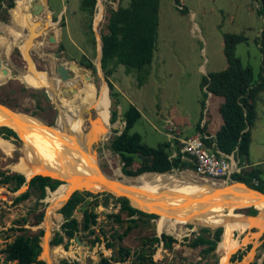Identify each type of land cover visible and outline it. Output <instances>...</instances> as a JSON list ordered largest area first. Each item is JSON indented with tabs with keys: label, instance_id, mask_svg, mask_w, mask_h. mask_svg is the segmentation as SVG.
<instances>
[{
	"label": "rangeland",
	"instance_id": "374dc122",
	"mask_svg": "<svg viewBox=\"0 0 264 264\" xmlns=\"http://www.w3.org/2000/svg\"><path fill=\"white\" fill-rule=\"evenodd\" d=\"M8 1L6 0L4 5H7ZM12 1L14 6L12 11V7L8 9L7 13L4 7H2V10L0 9L1 25L7 26L11 17L14 23L18 20L17 2L16 0ZM34 1L36 0H29L28 6L32 5ZM126 2L127 0H96L95 11L91 20L92 33L89 31L87 18L80 7V0H46L53 14L51 15V12L45 10L36 18L43 19L46 16L47 23L36 22L35 17L29 14L27 10L15 29L10 30L7 28L4 32L0 28V37L2 39L7 37L6 41L11 45L10 51L7 53H3L0 47V53L5 54L7 58L11 54L17 57L20 48L24 52L29 73H34L35 76L38 74L41 79H45L46 75L47 80H49L48 75L57 77L55 66L58 63H64L67 66L71 64L70 67L74 68L79 74L85 73L87 75V85L97 86V96L99 95L100 86L104 83L107 98L106 111L110 112L109 123L107 121L109 129L108 131L105 129L100 134L101 137L104 136L103 139L93 138L91 145L96 152L100 169L114 175L122 174L121 162L118 155L111 152L108 145L113 135L123 128L124 121L121 113L129 103L133 104L140 112V118L134 123L132 130L138 132L142 137V141L148 146L155 147L157 144L166 141L165 133L168 120L172 121V125L178 126L181 135L186 136L194 132L195 124L202 117L203 120L207 121L206 129L210 133H215L221 123L218 106L222 102V98L208 94L204 97V105L201 107L202 91L200 90V82L203 76L210 72L222 70L226 66L223 54V35L225 33H242L247 37L246 42H241L236 46L235 55L244 65L251 66L255 79L262 64V53L254 41L264 29V17L258 13L259 0H180V5H176L174 0H160L155 50L150 64L142 68L143 74L146 72L147 74L142 84L139 85L135 69L126 72L122 64L115 65L110 76V80L120 95L119 103L115 104L113 98L110 97L104 72L98 64L99 46L101 44V34L106 32L108 11L117 8L118 5H125ZM181 7H184L185 11H180ZM50 15L53 16L54 21H57L56 23L50 24L48 22ZM61 21H63V24H61ZM22 24L24 27H22ZM27 28L29 33L26 32ZM24 34L27 35V42L20 46L19 40L23 39ZM49 35H54L56 41L50 42L48 40ZM30 49L32 50L29 51ZM57 51L60 53L58 57H55L54 52ZM28 54H30V57ZM82 56L91 61L94 70L77 64L81 62ZM7 78L0 75V102L2 104L30 117H39L48 126L55 125L60 112L58 101L44 98L42 91L45 90L40 81L34 84L26 83L17 73L13 77ZM79 78L72 80L76 82V88L78 87ZM75 89H72V92ZM72 92L63 94V97L71 96ZM58 96H60V92H58ZM255 103L256 119L249 146L248 160L249 163L253 162L262 169V177L264 178V90L258 93ZM114 109L118 110L119 115L111 123V111ZM88 114L91 122L103 127L104 121L100 118L96 107L90 109ZM8 140L17 148L21 144L19 135L17 138L11 136ZM17 155L11 157L0 151V170L20 173L11 169V165L19 159ZM170 173L188 175L192 179L204 178L190 169H174ZM63 183L65 182L63 181ZM26 189L27 184L22 185L16 192H11L5 186H0V249L18 234L32 235L38 233V230L41 229L40 243H43L44 237L49 236L47 240L48 247L58 246L62 249V254L57 256L55 260V255L50 251L51 259L55 261V264H59L63 258L77 260L80 264H98L101 255L106 257L113 255L118 258L117 250L120 245L130 249L132 254L139 246L138 237L160 235L162 233L157 229L159 216L152 219L148 224L139 223V226L129 232L121 243H116L117 247L114 252L113 249L106 248L104 242L91 245L89 240L92 236L85 234L80 239L83 245H78L73 240L68 249L65 250L62 245L50 244V239L54 232L59 230V226L63 221L62 215L58 212L59 207L52 212L53 214H50L49 231L44 225L49 209L47 197L51 196L52 191L47 190V194L41 200L43 205L39 204L37 208L34 193L28 199L14 204L13 198ZM97 193L100 192L97 191L92 194ZM249 205L243 204L238 207ZM84 206L83 203L78 205L73 213L79 222L82 219ZM117 206L112 201H108L106 204L99 202V205L94 209L98 215L97 221L99 224L104 225L105 231L109 232L111 227H115L119 231L123 229L112 220L106 219V214L118 211ZM232 212L246 214V209ZM39 213H42L41 221L35 223V216ZM211 220L212 217H208L206 220L204 218L203 222L200 223L201 225L186 222L182 233L178 236L174 235L168 228L164 230L163 233L175 237L180 243L173 244L171 249L163 248L161 243L157 245L152 255L153 260L156 261L155 264H191L200 259V248L187 247L188 240L182 242V239L183 237L191 239L194 232H197L201 227L214 229L221 226H209ZM20 228L24 230H20ZM254 228L233 232L232 236L241 244L233 253L237 250H243L245 254L241 260L231 261L230 257L233 254L231 253L227 259V264H250L252 261H257L258 264L263 263L264 248L260 247L262 242L260 238L263 237L264 233L262 232L257 237L253 236L252 232L256 231V228L253 230ZM86 244L90 246L87 247ZM248 244H250V247L246 249ZM215 254L218 262L220 255L217 250ZM3 261L4 254L0 253V264H3ZM213 261L214 259L205 258L201 260L200 264ZM51 263L54 264V262ZM110 264H120V262L111 261ZM121 264H134L133 257L130 255ZM147 264L149 263L147 262Z\"/></svg>",
	"mask_w": 264,
	"mask_h": 264
},
{
	"label": "trees",
	"instance_id": "16d2710c",
	"mask_svg": "<svg viewBox=\"0 0 264 264\" xmlns=\"http://www.w3.org/2000/svg\"><path fill=\"white\" fill-rule=\"evenodd\" d=\"M176 5H180V0H174ZM96 0H80V7L87 18V26L90 33L91 20L95 11ZM160 0H127L125 5H118L115 9L108 11L106 21V32L101 34V58L100 67L107 80L110 97L113 102L118 104L120 95L116 91L110 76L114 66L122 64L126 72L131 69L137 71V83L142 84L145 75L142 68L150 64L155 50L158 15ZM8 8L13 10V1L9 0ZM185 11L184 7L179 9ZM258 13L264 17V0H259ZM63 24V21H61ZM247 37L242 33H225L223 35V54L226 66L222 70L210 72L203 76L200 82L202 98L200 105H204V97L208 93L223 98L218 107L221 117V125L215 132L214 137L204 138L203 141L210 145L215 142L216 147L223 153L229 154L237 148L238 154L247 160L251 139V127L255 119V100L258 92L264 90V29L254 40L262 53V64L257 78H254L253 70L250 65H244L235 55L236 46L241 42H246ZM82 64L92 67L93 64L84 56L81 58ZM0 75L2 73L0 72ZM76 88V82L67 83L63 89V94H69ZM44 98L48 99L45 91H42ZM118 110L111 111L110 122H114L118 117ZM121 117L124 121L123 128L113 135L110 139L108 148L117 154L121 162V173L126 176H137L144 172H166L173 169H181L186 165L180 156L169 158L170 143L167 141L157 144L155 147L148 146L142 141L141 135L132 130L134 123L140 118L139 110L131 103L122 111ZM197 129L204 131V125L197 124ZM17 133L6 126H0V136L9 139L11 136L17 138ZM207 135V134H206ZM178 144V141H176ZM179 151V147L176 148ZM255 177L258 183H252ZM232 179L245 183L247 186L264 192V178L260 167H250L241 173L233 174ZM63 181L51 178L49 175L36 174L28 181L23 174L17 172H5L0 170V186H5L7 190L16 192L22 185L27 184V189L13 198V203L17 204L28 199L32 193L36 196L35 205H43L41 201L47 194V190L54 191ZM99 192V191H98ZM108 192L92 194L89 191H73L66 199L64 204L58 209L63 221L59 230L54 232L50 239L51 245H62L64 249L73 241L76 235L82 239L83 234L92 236L89 240L91 245L104 242L106 248L113 249L116 239L120 242L127 234L139 226V223L148 224L158 216L154 213H147L129 204V200L124 197H117L114 201L118 205V211L106 214L107 220H112L119 226L124 227L119 231L111 227L110 231H105L104 225L97 221V213L94 210L101 203H108ZM84 204L82 219L79 222L73 215L78 205ZM257 210L253 207L246 209L249 215H255ZM156 213V214H155ZM159 215V214H158ZM42 213L35 216V223L41 221ZM20 230H24L20 228ZM223 231L221 226L215 229L201 227L191 239L183 237L187 241L186 246L190 248L200 247V259L191 264H200L202 259L211 258L213 262L204 264H216V254L211 252L216 248L220 241ZM39 229L36 234H18L11 241L5 243L0 249L4 254L3 264H46L41 259ZM264 233V232H263ZM139 246L131 254L130 249L120 246L117 250L118 258L113 255L106 257L101 255L98 264H110L111 261L123 262L125 258L133 257L134 264H155L153 253L156 245L163 242L164 248L171 249L174 243H180L178 239L171 235L161 233L159 236L138 237ZM55 247V248H54ZM52 247L51 251L62 250L58 246ZM250 244L246 246V249ZM261 248H264V234L262 237ZM54 248V249H53ZM245 254L243 250H237L230 257L231 261L241 260ZM264 264V259L262 261ZM55 264V262H54ZM59 264H80L77 260L63 258ZM243 264V263H240ZM250 264H258L252 261Z\"/></svg>",
	"mask_w": 264,
	"mask_h": 264
},
{
	"label": "bare ground",
	"instance_id": "6f19581e",
	"mask_svg": "<svg viewBox=\"0 0 264 264\" xmlns=\"http://www.w3.org/2000/svg\"><path fill=\"white\" fill-rule=\"evenodd\" d=\"M28 1L16 0L18 20L14 23L11 17L7 26L2 24L0 28L4 32L7 28L11 30L18 26L17 23L22 19L25 11L29 9ZM50 20L49 18L48 22L53 24ZM26 32H28V28ZM6 38L0 37V47L3 53L10 51L11 45L9 42L7 43ZM54 38L56 37L54 36ZM20 40H22L20 46H23L27 42V35L26 40ZM3 55L5 56V54ZM66 67L72 72V77L63 83V88L73 79L80 78L78 87L71 96L63 97V93L60 94L58 98L60 101L57 103L60 112L55 125L47 127L40 118L14 113L9 109L0 107V126L11 127L21 138V144L17 148L8 139L0 137V151L11 157H14L15 154L19 156L18 161L11 165V169L24 174L27 179L36 174H43L65 182L63 186H58L50 197H47L50 205L44 225L48 231L50 214L73 191L86 190L95 193L100 190V193L107 191L115 195L127 194L125 187L117 181L118 177H124L123 174L114 175L106 172L116 180L123 190H110L106 187L104 182L107 177L101 171L96 152L91 145L93 138L103 139L104 136L101 137L100 134L105 129L107 131L109 129L107 121L109 123L110 112L106 111L105 85L102 83L97 96V86L87 85L85 73L79 74L67 64ZM21 73L22 80L26 83L34 84L40 81L41 86H51L49 84V80L52 81L51 78H54L56 85L60 83L58 74L57 77L48 75L49 80H47L46 75L45 79H41V76L39 77L38 74L35 76L28 70L21 71ZM94 107L97 108L100 118L104 121L103 127L90 121L88 111ZM125 180L135 183V185H129L127 190V192L133 190L137 193L132 197L129 196L131 203L141 210L154 211L159 214L160 219L157 223L159 232L168 228L174 235L178 236L182 233L186 222L201 225L200 223L203 222L204 218L206 220L208 217H212L209 226L221 225L223 233L217 244V252L220 255L219 264H227L229 255L241 245L232 236L234 231L241 232L255 227L256 231L252 232V235L256 237L264 232V196L247 190L243 184L236 182L224 184L207 178L192 179L188 175L175 173H145L131 180ZM186 195L188 198L184 201L182 196ZM223 199L229 202L224 203ZM154 203L158 206H155ZM243 204L254 206L258 209V214L250 217L242 213L232 212L234 211L233 208ZM48 237H44L43 243H41L43 246L41 257H46L47 261L50 262L51 253L48 247Z\"/></svg>",
	"mask_w": 264,
	"mask_h": 264
},
{
	"label": "built area",
	"instance_id": "2783aa9c",
	"mask_svg": "<svg viewBox=\"0 0 264 264\" xmlns=\"http://www.w3.org/2000/svg\"><path fill=\"white\" fill-rule=\"evenodd\" d=\"M169 124L168 133L171 150L169 158L180 156L181 160H189L192 164V171L197 175L229 184L235 182L232 179L233 174L241 173L254 166L238 154L237 148L229 154L223 153L214 142L207 145L203 141L204 138H207L204 133L198 132L188 137H181L178 128L172 125L171 121ZM177 147H179V151L176 150ZM172 149L175 150L172 151ZM252 183L256 185L257 179L252 178Z\"/></svg>",
	"mask_w": 264,
	"mask_h": 264
},
{
	"label": "water",
	"instance_id": "95a60500",
	"mask_svg": "<svg viewBox=\"0 0 264 264\" xmlns=\"http://www.w3.org/2000/svg\"><path fill=\"white\" fill-rule=\"evenodd\" d=\"M45 10H48L49 12H51V15L53 14V11L52 10H50V8L48 7V5H47V3H46V0H36V1H34L33 3H32V5H29V11H30V13H31V15L32 16H38L40 13H42L43 11H45ZM50 15V22L51 23H56L57 21H54L53 20V16H51ZM9 23H10V20H9ZM0 26H1V23H0ZM48 40L50 41V42H55L56 41V38H54V35H49L48 36ZM59 53L60 52H54V56L55 57H58V55H59ZM99 53H100V55H99V64H100V58H101V44H100V46H99ZM75 63V62H74ZM77 63V62H76ZM77 64H79V65H84V64H82V62H80V63H77ZM71 65V64H70ZM70 65L68 66V67H70ZM84 67H88V66H85L84 65ZM88 68H90L91 70H94V67H88ZM0 72L2 73V75L3 76H7V77H12V76H14V74H15V72L14 71H12L11 70V68H10V66H8L4 61H2V59L0 58ZM17 74H19L20 76L22 75V73H21V71L20 70H17V72H16ZM55 73L56 74H58V76H59V84H57L56 85V83L54 82V78H51L52 79V81L51 80H49L50 82H49V84L51 85V86H42L43 88H44V90H45V92H46V94L48 95V97L49 98H51L52 100H54V101H60L58 98H59V96H58V92H60V94L61 93H64L63 92V83L64 82H66L68 79H70L71 77H72V72L69 70V69H67V67H66V64H64V63H58L57 65H56V67H55ZM8 79V78H7ZM105 82L107 83V81L105 80ZM57 89V90H56ZM0 106H2V107H4V108H6V109H9V111H11V112H14V113H21V114H24V115H26L25 113H23V112H20V111H18V110H15V109H13V108H11V107H8L7 105H5V104H2L1 102H0ZM26 116H28V115H26ZM36 118H39V117H36ZM45 123V125L47 126V127H50V126H48V124L46 123V122H44ZM56 123V122H55ZM6 127H8V126H6ZM8 128H11V127H8ZM12 129V128H11ZM13 130V129H12ZM17 135V134H16ZM18 137V136H17ZM101 171L106 175V177H107V180L104 182V184H106V187L107 188H110V190H123V188L116 182V180L112 177V176H110L109 174H106V172H104L102 169H101ZM144 173H159V172H144ZM144 173H142V174H144ZM162 173H168V172H162ZM22 174V173H21ZM123 174V173H122ZM24 175V174H23ZM124 175V174H123ZM25 176V175H24ZM137 176H139V175H137ZM137 176H126V175H124V177L123 178H121V177H118L117 178V181L120 183V184H122L124 187H125V192L127 193V194H125V193H122L121 195H115V194H113V193H111V192H108L109 193V196H108V200L109 201H115L116 199H117V197H121V196H124V197H126L128 200H129V204L131 205V206H133V207H135V208H137V209H139V210H141L139 207H136V206H134L132 203H131V200H130V197L129 196H134V195H137V193L136 192H134L133 190H130L129 192H127V190L129 189L128 187H129V185H132V184H134L135 185V183L133 182V181H131V182H129V181H127V180H125V179H128V180H131V179H133V178H135V177H137ZM51 177V176H50ZM26 178V177H25ZM31 178V177H30ZM51 178H54V177H51ZM57 179V178H56ZM29 179H27L26 178V181H28ZM63 183V182H62ZM236 183H240V184H243L244 185V187L247 189V190H249V191H254V192H256V193H258V194H260V195H262V196H264V193H262V192H260V191H258V190H256V189H254V188H251V187H249V186H247L245 183H242V182H236ZM104 192H107V191H104ZM92 193V192H91ZM171 194V193H170ZM128 195V196H127ZM70 196V195H69ZM68 196V197H69ZM182 197H184V201H186L187 200V198H188V196L186 195V196H182ZM190 197V196H189ZM193 197H194V195H193ZM66 201V200H65ZM64 201V202H65ZM64 202L59 206V208L64 204ZM223 202L224 203H227V202H229L228 200H225V199H223ZM154 205L156 206L157 204L156 203H154ZM158 206V205H157ZM250 206V205H249ZM249 206H241V207H237V208H233V210H241V209H245V208H247V207H249ZM255 208V207H254ZM257 209V208H256ZM142 211H144V210H142ZM144 212H147V211H144ZM258 209H257V214H258ZM147 213H154V212H147ZM156 214V213H155ZM256 214V215H257ZM255 215V216H256ZM157 216L159 217V215L157 214ZM246 216H248V215H246ZM250 217H254V216H250ZM159 236V235H158ZM74 241H75V243H77L78 245H83V242L80 240V238H79V236L78 235H76L75 237H74ZM86 246L87 247H89L90 245L89 244H86ZM40 247H41V254H42V250H43V246L40 244ZM216 250H217V246H216V248L211 252V253H216ZM40 257V256H39ZM41 259H43L44 261H45V263L46 264H48V262H47V258L45 257H41Z\"/></svg>",
	"mask_w": 264,
	"mask_h": 264
},
{
	"label": "crops",
	"instance_id": "0c3cea01",
	"mask_svg": "<svg viewBox=\"0 0 264 264\" xmlns=\"http://www.w3.org/2000/svg\"><path fill=\"white\" fill-rule=\"evenodd\" d=\"M6 0H0V9L2 10V7H4V9L6 10V13H7V11H9L8 9V7H7V5H8V3H7V5H4ZM28 12H29V14H31L30 13V11H29V9H28ZM45 14V13H44ZM35 18V21L36 22H40L41 24H45V22H47L46 21V16L43 18V19H41V18H36V16H34ZM0 23H1V21H0ZM23 25V24H22ZM22 27H24V26H22ZM23 31H25V29H23ZM25 36L23 37V40H26V34H24ZM19 44H22V40H19ZM19 48V47H18ZM32 49H30L29 51H31ZM29 57H30V54L28 55ZM0 58L2 59V61H4L8 66H10V68H11V70L12 71H14L15 73L17 72V70H20V71H25V70H27L28 69V66H27V61H26V58H25V56H24V52L22 53L21 52V50H20V48H19V55L17 56V57H14L12 54L9 56V58H7V57H5L3 54H0ZM16 58H17V60H16ZM23 66V67H22ZM7 77V76H6ZM13 77V76H12ZM9 78H11V77H8V79ZM113 83V82H112ZM107 84V83H106ZM114 85V84H113ZM115 87V86H114ZM107 88H108V85H107ZM261 92V91H260ZM260 92H258V93H260ZM210 96H215V95H211L210 93H208ZM207 94V95H208ZM257 96H258V94H257ZM257 96H256V98H257ZM220 97V96H219ZM222 98V97H221ZM222 101H223V98H222ZM256 101V100H255ZM222 103V102H221ZM220 103V104H221ZM219 104V105H220ZM219 107V106H218ZM255 112H256V103H255ZM218 113H219V111H218ZM219 116H220V114H219ZM255 119H256V115H255ZM255 119H254V121H255ZM220 120H221V117H220ZM171 120H168L167 122H168V127L170 126V124H169V122H170ZM172 122V121H171ZM221 122H222V120H221ZM197 124H199L200 126H203L204 125V131L203 132H201V131H199L198 129H197ZM206 124H207V121L204 119H202V117H200V120H199V122H197L196 124H195V128H194V132L193 133H190V134H187L186 136H184V135H181V132H180V136L181 137H188V136H191V135H194V134H196V133H204V135L205 136H207V138H211V137H214V135H215V133H210L207 129H206ZM220 125H221V123H220ZM174 126H176V125H174ZM168 127H167V130H166V133H165V137H166V141L167 142H169V140H170V136H169V133H168ZM176 127H178V126H176ZM220 127V126H219ZM178 130L180 131V129L178 128ZM253 130H254V123H253V125H252V127H251V139H250V142H251V140H252V136H253ZM216 132V131H215ZM207 134V135H206ZM164 142V141H163ZM212 142H214V141H212ZM215 143V142H214ZM216 145V144H215ZM250 146V145H249ZM173 150H175V149H172V151ZM170 152H171V150H170ZM248 154H249V152H248ZM247 160H248V156H247ZM182 161H184L185 163H186V165L184 166V167H182L181 169H190V170H192V164H191V162L189 161V160H182ZM247 162H249V160L247 161ZM250 164H253L254 166L253 167H259L258 165H256V164H254L253 162H250ZM181 169H177L176 168V170H181ZM174 170V169H173ZM166 172H168V173H170V171H166ZM145 174V173H144ZM252 178H255V177H252ZM236 182H238V181H236ZM234 183V182H233ZM259 191V190H258ZM261 192V191H260ZM51 193H53V191L51 192ZM262 193H264V192H262ZM113 203H114V201H113ZM49 205H50V202L48 203ZM114 206H115V204H114ZM118 207V206H117ZM249 207H253V206H249ZM249 207H247V208H249ZM49 208V207H48ZM247 208H245V209H247ZM254 208V207H253ZM256 209V208H255ZM257 210V209H256ZM238 213H240V212H238ZM243 214V213H242ZM256 214H257V212H256ZM255 214V215H256ZM244 215H248V216H255V215H249V214H244ZM77 219V218H76ZM222 227V226H221ZM124 228V227H123ZM137 228V227H136ZM223 228V227H222ZM134 229V228H133ZM132 229V230H133ZM215 229V228H214ZM123 230V229H122ZM121 230V231H122ZM131 230V231H132ZM253 230H255V228L253 229ZM130 231V232H131ZM129 234V233H128ZM127 234V235H128ZM221 235H222V233H221ZM79 236V235H78ZM158 236V235H157ZM126 237V236H125ZM124 237V238H125ZM124 238L119 242L117 239L115 240L116 241V243L117 242H119V243H121L123 240H124ZM220 239H221V236H220ZM261 240H262V237L260 238ZM74 240V239H73ZM41 242H42V240H41ZM75 242V241H74ZM180 242V241H179ZM162 244L163 245V242L162 241H160L159 242V244ZM262 243V242H261ZM41 244V243H40ZM159 244H157V245H159ZM175 244V243H174ZM117 244H115V246H114V249L117 247L116 246ZM157 245H156V247H157ZM120 246H122V245H120ZM69 247V246H68ZM41 248V247H40ZM163 248H164V246H163ZM172 248H173V245H172ZM200 248V247H199ZM50 249V251L52 250V248H49ZM109 249H111V248H109ZM52 253H53V255H55V258H54V260L57 258V256H59V255H61L62 254V250H56V251H51ZM50 252V253H51ZM58 252V253H57ZM212 254H215V253H212ZM40 257H41V255H40ZM200 257V256H199ZM54 260H52L51 259V257H50V259H49V261L50 262H48L49 264H52L51 262H55ZM155 261V260H154ZM219 263V261L218 262H216V264H218Z\"/></svg>",
	"mask_w": 264,
	"mask_h": 264
},
{
	"label": "clouds",
	"instance_id": "9594fccd",
	"mask_svg": "<svg viewBox=\"0 0 264 264\" xmlns=\"http://www.w3.org/2000/svg\"><path fill=\"white\" fill-rule=\"evenodd\" d=\"M235 182H236V180H235ZM229 184H231V183H229ZM158 218V217H157Z\"/></svg>",
	"mask_w": 264,
	"mask_h": 264
},
{
	"label": "flooded vegetation",
	"instance_id": "af4514ba",
	"mask_svg": "<svg viewBox=\"0 0 264 264\" xmlns=\"http://www.w3.org/2000/svg\"><path fill=\"white\" fill-rule=\"evenodd\" d=\"M9 2V1H8ZM15 5V4H14Z\"/></svg>",
	"mask_w": 264,
	"mask_h": 264
}]
</instances>
